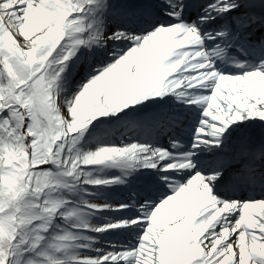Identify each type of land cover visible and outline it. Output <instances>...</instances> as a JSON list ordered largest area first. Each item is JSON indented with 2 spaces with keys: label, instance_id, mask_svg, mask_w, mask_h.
Returning a JSON list of instances; mask_svg holds the SVG:
<instances>
[{
  "label": "snow or ice",
  "instance_id": "obj_1",
  "mask_svg": "<svg viewBox=\"0 0 264 264\" xmlns=\"http://www.w3.org/2000/svg\"><path fill=\"white\" fill-rule=\"evenodd\" d=\"M0 264H264V0H0Z\"/></svg>",
  "mask_w": 264,
  "mask_h": 264
}]
</instances>
